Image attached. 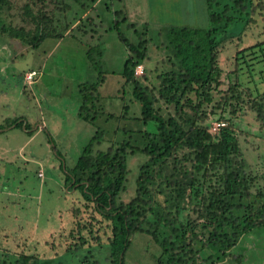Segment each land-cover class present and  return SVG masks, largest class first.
Returning a JSON list of instances; mask_svg holds the SVG:
<instances>
[{
	"label": "trees",
	"instance_id": "trees-1",
	"mask_svg": "<svg viewBox=\"0 0 264 264\" xmlns=\"http://www.w3.org/2000/svg\"><path fill=\"white\" fill-rule=\"evenodd\" d=\"M40 1L44 4L45 0ZM75 1L83 9L91 7ZM28 2L23 9L36 22L35 28L29 30L6 21L3 13L10 10L11 0H0V34L32 48L47 38H62L64 33H54V26H45L54 17L40 11L43 4L37 7V15ZM206 8L208 28L168 29V43L173 48L171 65L157 73L156 85L142 82L139 77L147 80L144 71L135 75V68L148 58L145 32L138 31L123 10L113 11L109 30L117 32L128 51L122 69L124 84H132L133 97L141 105V120L152 122L155 131L141 132L144 143L140 146L129 138L105 150L94 149L103 135L101 130L95 131L65 178L68 190L80 192V198L69 208V226L51 234L45 246L68 252L91 242L108 243L111 264H123L131 237L141 232L160 247L157 264H202L207 249L214 250L219 261L228 258L240 264L241 256L233 255L231 249L243 234L264 227V154L261 171L256 175L243 158L235 120L245 110L254 115L264 131V88L243 85L239 59L264 41L237 49L234 68L227 72L219 58L231 24H256L260 18L264 22V0H206ZM85 22L94 24V18H81L75 27ZM122 23L134 30L136 42L131 43L123 35ZM90 32L85 30L84 35ZM90 53L89 48L87 55ZM104 81L100 73L97 81L79 85V116L83 120L95 119L84 112L90 109L87 104ZM158 101L166 105V116L155 107ZM213 120L225 124L211 132ZM135 153L146 160L138 168L133 196L124 201L121 194L127 189V159ZM22 244L12 257L3 248L6 253L0 255V264H38L43 256L26 252V244ZM213 256L208 254L205 260Z\"/></svg>",
	"mask_w": 264,
	"mask_h": 264
},
{
	"label": "rangeland",
	"instance_id": "rangeland-1",
	"mask_svg": "<svg viewBox=\"0 0 264 264\" xmlns=\"http://www.w3.org/2000/svg\"><path fill=\"white\" fill-rule=\"evenodd\" d=\"M26 1L36 13L43 4L40 0H11V8L3 17L14 26L33 30L36 22L25 15ZM80 1L91 7L83 9L75 0L44 1L40 11L54 17L45 26H54V33H64L56 48L53 46L59 39L50 37L32 48L0 34V255L6 253V248L12 257L24 242L26 252L43 256L38 264H111L108 243L91 242L65 252L45 246L44 241L69 226V208L80 198V192L75 188L68 190L65 178L97 129L103 135L95 150H105L129 138L140 146L144 143L141 132L155 131L152 122L141 120V105L133 97L132 84H124L122 69L128 51L117 32L109 30L113 11L123 10L127 20L146 34L148 58L140 65L147 80L139 78L149 85L157 84V73L170 69L173 48L168 43V29L210 26L206 0ZM87 16L94 18V24L85 22L75 27ZM67 26L69 31L72 28L70 33L65 31ZM85 30L93 32L86 36ZM120 30L131 43L136 42L137 35L126 23L120 25ZM227 35L219 58L226 72L234 68L237 49L264 41V22L261 18L251 25L235 22ZM245 54L239 59L240 80L244 86L262 90L264 44ZM27 70L39 72L31 83L24 80ZM100 73L105 81L87 104L90 109L84 114L95 116L88 122L79 116V85L97 81ZM214 95L216 100L218 95ZM155 105L166 116V105L162 101ZM235 123L243 158L258 175L263 162L264 131L259 129L254 115L245 110ZM145 160L140 153L128 156L127 189L121 194L122 200L133 196L138 168ZM211 251H204L202 264H233L228 258L219 261L215 251ZM213 253L212 260H205ZM231 253L241 256L240 264H264V227L243 234ZM160 254V247L150 235L139 232L131 237L123 264H157Z\"/></svg>",
	"mask_w": 264,
	"mask_h": 264
},
{
	"label": "built area",
	"instance_id": "built-area-1",
	"mask_svg": "<svg viewBox=\"0 0 264 264\" xmlns=\"http://www.w3.org/2000/svg\"><path fill=\"white\" fill-rule=\"evenodd\" d=\"M144 71V68L142 65H138L136 68H135V75H141ZM38 71L36 70H30V71H27L24 75V80L28 83H31L33 80H34V76L35 75H38ZM225 123L224 122H219V121H215L212 123V126H210V131L211 132H216L219 127L223 126Z\"/></svg>",
	"mask_w": 264,
	"mask_h": 264
},
{
	"label": "crops",
	"instance_id": "crops-1",
	"mask_svg": "<svg viewBox=\"0 0 264 264\" xmlns=\"http://www.w3.org/2000/svg\"><path fill=\"white\" fill-rule=\"evenodd\" d=\"M61 40V38L54 44L53 48H56V46H58L59 41ZM53 50V49H52ZM28 71V70H27Z\"/></svg>",
	"mask_w": 264,
	"mask_h": 264
}]
</instances>
